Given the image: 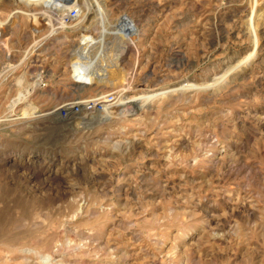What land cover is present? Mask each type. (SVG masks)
Listing matches in <instances>:
<instances>
[{"label":"rangeland","instance_id":"rangeland-1","mask_svg":"<svg viewBox=\"0 0 264 264\" xmlns=\"http://www.w3.org/2000/svg\"><path fill=\"white\" fill-rule=\"evenodd\" d=\"M37 1L0 0V264H264V0H101L100 43Z\"/></svg>","mask_w":264,"mask_h":264},{"label":"bare ground","instance_id":"bare-ground-1","mask_svg":"<svg viewBox=\"0 0 264 264\" xmlns=\"http://www.w3.org/2000/svg\"><path fill=\"white\" fill-rule=\"evenodd\" d=\"M72 1H74V0H72ZM88 1V0H87ZM92 1V0H91ZM90 1V2H91ZM27 2V4H37L38 5V3H40V1H37V0H25V3ZM44 2V1H43ZM52 2V1H51ZM54 2V1H53ZM62 3H63V5L66 7V9H68L71 5H73V4H70V0H62L61 1ZM86 2V1H85ZM45 3V2H44ZM60 3V2H59ZM92 3V2H91ZM41 4V3H40ZM43 4V3H42ZM54 5V4H53ZM75 6H77V7H80V5H76L75 4ZM47 7V6H46ZM49 7V6H48ZM51 7V6H50ZM87 7H89V6H87ZM94 8H92V12H86V15H84L83 16V18L82 19H85V16H86V18L88 17L87 15H91L92 17H97V19H99V21H98V23L100 22V24H101V26L104 28L103 29V32L101 33V35H100V37H98L97 39H96V42L97 43H100L101 42V37L103 38V36L105 35V34H107L108 36L109 35H111V37L112 38H114L116 35H117V32L115 31V30H113V28L116 26L115 24H114V22H111L110 20H109V18H108V15H107V12H106V9H105V4L101 1V0H94V6H93ZM60 8H62V7H60ZM73 8V7H72ZM63 9V8H62ZM48 11H49V9H48ZM79 11V10H78ZM88 11H89V9H88ZM47 12V11H46ZM51 12V11H50ZM50 14V13H49ZM67 14V13H66ZM64 15L65 17L67 16V15ZM41 15V13H39V16ZM47 15H48V12H47ZM42 16H46V15H42ZM50 16V15H49ZM48 16V17H49ZM55 16V15H54ZM41 17V16H40ZM91 17V18H92ZM88 18H90V17H88ZM91 18H90V22H91ZM81 19V18H80ZM261 20L264 22V14L261 16ZM88 21H89V19H88ZM83 22V21H82ZM90 22H88L89 24H90ZM92 23V22H91ZM93 24H94V22H93ZM99 24V25H100ZM117 24V23H116ZM118 25V24H117ZM64 26V25H63ZM73 26V25H72ZM91 26V25H90ZM67 27V26H66ZM101 27V28H102ZM106 27H109L108 28V30L109 31H107L106 29ZM83 30V29H82ZM87 35V34H86ZM85 35V36H86ZM106 35V38L108 37ZM79 37V36H78ZM91 37V36H90ZM105 37V36H104ZM85 38V37H84ZM94 38V37H93ZM109 38H110V36H109ZM105 39V38H104ZM92 41V40H91ZM102 41H104V40H102ZM88 44L90 43V40H89V42H87ZM82 44H83V42H82ZM84 44H85V42H84ZM107 44V43H106ZM110 44V43H109ZM87 45V44H86ZM86 45H85V47H86ZM93 45V44H92ZM104 45V44H103ZM83 46V45H82ZM81 46V44H80V46L78 45V47H76V49H74V50H76L77 52L79 51H81L82 49H83V47ZM87 46H89V45H87ZM94 46V45H93ZM97 46V45H96ZM105 46V45H104ZM89 47H91L90 49H92V48H94V47H92V46H89ZM100 47V46H99ZM98 47V48H99ZM103 47V46H102ZM128 47H129V43L128 42H125V43H121V44H119V46H118V49H117V51L118 52H115V53H112L110 56H111V58L110 57H108L109 55H107V54H105V48L103 49V48H101V49H99L100 51L98 52V55L100 56L101 54H102V59L101 60H103L104 61V59L106 58V56H107V58H110L109 60H108V63H106L105 61L107 60H105L102 64L101 63H97L98 61H96V59L98 60V56H96L95 58L96 59H91L92 58V54L93 55H96V53H97V51L96 52H94V53H92L91 55H89V59H87V58H84V59H82V64H84V66H86V70H87V72H88V79L86 78V80H84L83 81V83L85 84H87V83H90L89 81L90 80H97V81H102V82H104L105 84H107V83H111V81H115V79H117L118 80V78H120L121 77V75H122V68H119V67H121V62H122V59H123V57H124V55H125V53H126V51H127V49H128ZM82 48V49H81ZM88 48V47H87ZM95 48H97V47H95ZM84 50V49H83ZM92 50H94V49H92ZM110 50V49H109ZM73 52V51H72ZM91 52V51H90ZM82 53V52H81ZM88 53V52H87ZM83 54V53H82ZM84 54H85V50H84ZM83 54V55H84ZM89 54V53H88ZM86 55V54H85ZM75 56H77V55H75ZM7 57V56H6ZM83 57V56H82ZM94 57V56H93ZM75 58V57H74ZM77 58L78 59H80L81 58V56H77ZM100 62V61H99ZM121 74V75H120ZM41 76V75H40ZM123 76V75H122ZM40 80V79H39ZM121 80V79H120ZM119 80V81H120ZM39 81H37V83H38ZM93 84V83H92ZM19 96V95H18ZM24 98V97H23ZM98 98H100V97H98ZM16 99H18L17 97H16ZM16 101V100H15ZM29 107V106H28ZM113 107H114V103H104V109H103V111L100 113V112H97V113H95V112H91V111H88V110H85L84 109V107L83 106H81V110H80V112H81V114H82V117H79L80 119H87L88 121H90V122H92V121H95L99 116H101V115H105V114H108V113H110V111L113 109ZM68 115H70L69 113H68ZM77 118H78V116H76ZM75 116H73L72 117V119H74V118H76ZM86 121V120H85ZM83 122V121H82ZM25 252V251H24ZM13 261V260H12ZM43 263V262H42Z\"/></svg>","mask_w":264,"mask_h":264},{"label":"built area","instance_id":"built-area-1","mask_svg":"<svg viewBox=\"0 0 264 264\" xmlns=\"http://www.w3.org/2000/svg\"><path fill=\"white\" fill-rule=\"evenodd\" d=\"M78 15V10L76 8H70L66 21L68 23H74L75 18ZM100 97V98H98ZM115 99V96L111 93H105V94H96L95 96H92L90 98L84 99L83 103L80 105L73 104V111L77 112L79 111L80 107L83 106L85 110L91 111V112H102L104 109V103L112 102ZM68 111L66 107H63L60 111V116L65 117L67 115Z\"/></svg>","mask_w":264,"mask_h":264}]
</instances>
